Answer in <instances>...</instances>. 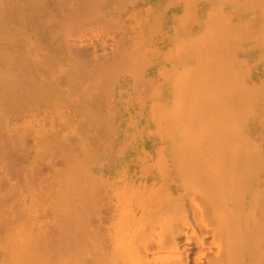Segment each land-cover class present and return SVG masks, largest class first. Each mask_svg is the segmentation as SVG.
I'll list each match as a JSON object with an SVG mask.
<instances>
[{
	"label": "bare ground",
	"instance_id": "bare-ground-1",
	"mask_svg": "<svg viewBox=\"0 0 264 264\" xmlns=\"http://www.w3.org/2000/svg\"><path fill=\"white\" fill-rule=\"evenodd\" d=\"M39 1L33 9L36 15L40 12L38 18L35 17L39 19H35L37 25H34L40 32L36 30L38 44L36 41L37 45L33 44L36 51H28L29 46L24 49L27 50L23 51L25 53L20 49L22 63L18 62L20 57L16 53L14 56L11 51L0 52V132L19 121L15 122L9 116L18 111L16 116H20L21 103L30 97L36 104L35 108L31 106L34 110L29 111L24 106V110L27 113L32 111L27 116L30 118L31 115L37 123L33 128H36L38 140L35 142V134L33 137L29 134L32 127L28 129L27 126L36 125L28 123L31 118L26 122L22 117L25 123L21 122L30 130L28 132L23 126L28 136L22 134L31 136L38 144L37 148L42 147L39 150L46 149L40 159L56 150L59 151L56 152L59 160L62 157V163H69L56 170L62 175L61 179L58 173L52 174L51 178L57 177L51 180L55 184H49L50 189L47 182L44 185L54 198L45 193L47 196L43 199L47 205L54 202L48 208L59 212L62 205L59 200L66 201V196L67 201L63 202L60 212H70L61 213L67 218L64 216L63 221L59 220L60 226L54 216L52 224L55 221L54 225L58 224L56 230L60 232H56L53 225L49 229L55 232L49 231L50 236L48 230L45 235L40 229L43 223L38 225L40 228L36 226L39 222L34 221V215V220L31 219L34 224L25 225L38 233L35 235L29 230V235L33 233L35 237H26L24 229L20 240L22 245H16L23 251L18 249L16 255L11 252L15 257L10 254L5 264H61L62 259L66 261V252L71 247L70 251L76 247L80 250L75 251L76 255L72 251L75 256L71 255L72 262L68 263L67 259L66 264L78 263L76 256L84 248L90 251L88 264H264V0H54L60 13H53L55 4L52 5V13H56V17L47 13L46 8V12L40 11L45 0L43 4ZM38 3L42 4L40 8ZM23 45L24 48L25 43ZM43 74H46V80ZM48 74L50 83L47 84L44 82L48 80ZM95 77L97 81L94 82ZM36 81L40 83L36 85ZM25 96L27 98L23 100ZM82 98L86 103H82ZM47 99L49 105L42 101ZM10 101L11 104L13 102L12 107H8L11 106ZM6 119L13 120V123L7 125ZM3 123H6L5 128L1 127ZM23 128L14 132L15 139L11 136L13 131L11 134L8 131L10 136L6 131L8 138L5 132L4 135L0 133V219L3 213L6 214V202H14L9 207L15 209L12 211L15 217L19 212V217L25 221L26 216L23 215L28 212L29 207L23 209L21 200L18 207L15 205L14 197L21 194L17 191L12 196L15 200H8L9 193L3 195L2 190L8 189L9 185L3 188L5 184H1L4 182L2 177L6 176L5 169L21 172L20 164L15 166L17 162L15 164L11 157L16 153L21 156L19 153L25 150L22 147L24 149L17 152L24 143L16 146L20 140L26 142L24 136L23 139L22 135H16L24 132ZM107 128L114 132V139L109 137L112 141L103 139L101 142V134L109 132ZM73 135L76 138L82 136V139L87 138L86 135L93 138L97 135L98 141L90 139L92 144L89 138L83 139L89 140L85 150L93 152L89 153L90 157L83 154L80 145L79 151L73 147L75 143L71 144L72 150L71 146L66 147L69 143L65 144L62 138L63 145H57L60 140L55 141L56 136H65L66 140L72 141ZM76 138L73 141H77ZM50 140H54L53 143ZM98 143L103 145L100 144L99 148ZM105 143L111 145L108 147ZM102 146L107 150H101ZM59 147L66 155H59ZM66 148L71 155L75 153L74 159ZM99 150L102 154L104 152V157L100 156ZM79 152L82 155H77ZM49 157L44 159L46 164L50 159H57ZM77 158L79 163L75 160ZM37 162L36 158V165ZM52 163L48 166H54ZM49 167L48 171H51L52 167ZM30 169L37 170L31 166ZM27 174L23 179H27ZM30 181L29 178L25 183L28 185ZM56 184L58 188L54 187ZM34 186L35 192L37 188ZM73 194L77 195V200ZM23 196L26 199L27 195ZM83 200H87L84 201L87 204H82ZM30 201L31 204L34 201L37 205L45 204L41 200L37 203V199L32 201V197ZM74 203L76 209L73 208ZM78 203L81 208H78ZM95 205L99 208L98 213ZM15 207L26 212L21 214ZM6 212L11 214V211ZM10 217L15 222V217ZM65 219H69L67 222L71 224L63 226ZM3 220L1 228L4 221L8 222ZM14 222H11L12 226ZM66 225L73 227L70 232L75 235L77 232L79 238L76 239L72 233L69 235L70 228ZM63 229H69L68 235L61 236V232L66 231ZM87 235L88 238L92 236V242H88L90 245ZM55 238L58 241L54 242ZM15 240L11 243H16ZM77 240L82 242L77 243ZM50 244L55 249L48 247ZM41 248H45V253L52 248L53 252L50 249L47 254L51 252L56 258L53 256V261H50L51 256L48 259L44 251L40 252ZM84 253L82 256L87 258ZM60 255L59 262L57 258ZM80 256L79 260L84 261L85 258Z\"/></svg>",
	"mask_w": 264,
	"mask_h": 264
},
{
	"label": "rangeland",
	"instance_id": "rangeland-1",
	"mask_svg": "<svg viewBox=\"0 0 264 264\" xmlns=\"http://www.w3.org/2000/svg\"><path fill=\"white\" fill-rule=\"evenodd\" d=\"M38 1H39V0H0V13H1V14H0V48H1V49H4V50H1V49H0V50H1L0 52H3V51H4L5 53H9V52L11 51L10 54H14V56H15V53H16V55L20 57V58H18V62L21 61V55H22V52H23V51H25V52H26L27 50L30 51V49H31L32 51H34V50L36 51V48L33 50V48H34V47H33V44H34V46L38 44L37 41H36V38H37V37H36V30L39 32V30H38L39 28H38V26L35 28L34 25H37V24H36L37 22L35 23V19L38 18L37 15H39L40 12L37 13V15H36V13H35L36 11L33 10V9L36 8V4H37ZM42 1H44V0H41V3H42ZM50 1H51L52 3H51ZM39 2H40V1H39ZM41 3H40V4L38 3V4H39V8H40V5L43 4V3H42V4H41ZM45 3H46L47 5H46ZM45 3H44V4L42 5V7H41L42 9H41V10L39 9L40 11L44 10V11L46 12V10H47V13L49 12V14H50V13H52V11H53V9H54L53 7H55V9L58 7V8L56 9L57 11L54 9L53 13H54V12H57V14H60V13H59V6H57V4L55 3L54 0H48V1L45 0ZM26 4H27V5H26ZM50 4H51V5H50ZM54 4H55V5H54ZM6 5H7V6H6ZM44 5L47 6V7H50V6H51V7H50L49 10H48V8H47V7H44ZM49 5H50V6H49ZM52 5H54V6L52 7ZM6 8H8V10H7ZM19 8H20V9H19ZM45 8H46V10H45ZM9 9H10V10H9ZM16 10H17V12H16ZM31 10H33L34 12L31 11ZM17 13H19V14H17ZM33 13H34V14H33ZM53 13H52V14H53ZM22 14H23V15H22ZM49 14H48V15H49ZM57 14L55 13V15H54V14H53V15L56 17ZM50 15H51V14H50ZM50 15H49V16H50ZM20 16H21V17H20ZM36 16H37V17H36ZM35 17H36V18H35ZM51 17H53V16H50V18H51ZM20 18H21V19H20ZM53 18H54V17H53ZM56 19H59V18H56ZM36 20H39V19H36ZM20 22H21V23H20ZM22 23H23V24H22ZM1 24H2V25H1ZM28 24H29V26H28ZM6 27H7V28H6ZM33 27H34L35 29H34ZM4 28H5V29H4ZM37 28H38V29H37ZM30 29H34V30H30ZM30 31H31V32H30ZM32 33H33V34H32ZM39 33H40V32H39ZM39 33H37V34H39ZM30 38H32L33 40L30 41ZM17 40H18V41H17ZM27 40H28V41H27ZM32 41H33V42L36 41L37 44H35V42L33 43ZM31 42H32V43H31ZM19 43H20V44H19ZM23 43H25V47H24V48L22 47ZM23 46H24V45H23ZM26 46H27V47L29 46V48H27V50H24V49H26ZM16 49H17V50H16ZM20 49H21L22 52H20ZM8 51H9V52H8ZM4 52H3V54H4ZM12 52H14V53H12ZM25 52H23V53H25ZM30 52H31V51H30ZM17 53H20V54H17ZM32 53H34V52H32ZM8 55H9V54H8ZM19 59H20V60H19ZM20 63H22V61H21ZM41 71H42V70H41ZM43 72H44V71H43ZM43 72H42V73H43ZM42 73L40 72V74H42ZM44 73H46V72H44ZM49 75H50V74H48V80L45 81L47 76H46V74H45V75L43 74L42 77H43V79H45V80H44L45 82L43 81L44 83H47L48 81H50V80H49V79H50V76H49ZM95 81H97V80H96V77L94 78V82H95ZM36 82H37L36 85H38V84L40 83V82H38V81H36ZM82 82H84V81L82 80ZM82 82H81V84H82ZM48 83H50V82H48ZM48 83H47V84H48ZM79 83H80V82H79ZM91 83H93V79H92V82H91ZM47 84H46V86L48 87ZM81 84H80V85H81ZM78 87H79V86H78ZM79 89H80V87H79ZM81 89H82V88H81ZM79 93H80V92H79ZM79 96H80V97H83L82 94H79ZM24 98H27V96L23 97L22 99L24 100ZM28 99H29V100H28ZM28 99H27V100H28V101H31L32 103L26 101V99H25L24 102L21 103V104H22V114H21L20 116H16V115L19 113V111H18L17 113H14V112H13V113H12V115L14 114L13 117H12V115H10L11 117L9 116V119H10V118H12V119L14 118V119H15V120H14L15 122L19 120L18 122L15 123V125L13 124L14 127H15L16 124L19 123V125H17L18 127H17V126L15 127V128H17V129H15V128L13 127V125H9V123L12 122L13 120H12V121H11V120H10V121H9V120L7 121V119H6L7 125H9V126H6V127L9 128V129H6V130L3 129V130L1 131V132L3 133V135H4V132L6 133V131H7L8 134H9V132H10V134H11L12 131H13V134H11V136H12V135L14 136V132L17 131V130H18V131L22 130V128H23V126H24V128H25L26 130H27V127H28V129H29V127H30V129H31V127H32V130H31L32 132L29 133V134H31L32 137H33L32 134H35V136H36L37 131H36V128H33V127H37V123H34V121H33L32 118H31V115H30V118H31V119L27 116V115H29L32 111H31L30 113H27V112H26V109L24 110V106H25V108H27L28 110H29V109L31 110V109L35 108V105H36V104H35V102H34L33 100L30 99V97H28ZM48 100H49V99H47V100H42V101H43V102L46 101L45 104L49 105V104H50V101H48ZM64 100H65V99H64ZM82 100H83V98H82ZM82 100H81V101H82ZM33 102H34V103H33ZM9 103L11 104V101H10ZM82 103H86V101L83 100ZM15 104H16V103H15ZM33 105H34V106H33ZM12 106H13V102H12L11 106L8 105V107H12ZM31 106H32L33 108H32ZM14 107H15V106H14ZM30 110H29V111H30ZM33 110H34V109H33ZM23 111H24V112H23ZM9 113H10V112H9ZM10 114H11V113H10ZM22 115H23V116H22ZM24 115H26L27 118L24 117ZM15 116H16V117H19V118H16ZM22 117L24 118V120H25L26 122H28V120L30 119V121L28 122L29 124L33 123V124H36V125H32V124H31L32 126L30 125V126H27V127H26L25 124H23V123H25V121L23 120ZM25 118H26L27 120H26ZM28 118H29V119H28ZM22 120H23V121H22ZM108 120H109V119H108ZM21 121H22L23 123H22ZM110 121H111V120H109L108 122L110 123ZM108 122H107V123H108ZM12 123H13V122H12ZM21 123H22L23 125H21ZM28 123H27L26 125H29ZM109 123H108V125H109ZM10 124H11V123H10ZM2 125H3V126H1V127L5 128L4 125H6V123H3ZM20 125H21L22 127H19ZM10 126L12 127L11 129H15V130H10ZM38 127H39V126H38ZM18 128H20V129H18ZM24 128H23V131L25 132L26 130H25ZM34 129H35V130H34ZM39 129H40V128H39ZM107 129L109 130V128H107ZM37 130H38V129H37ZM104 130H105V129H103V131H104ZM8 131H9V132H8ZM27 131L30 132V130H27ZM27 131H26V133H24V132H18V133H20V134H16V135H17V137H18V135H19V137H20V135H22L21 138H23V136H24L23 134H27V135H25V136H28V132H27ZM33 131H34V132H33ZM40 131H41V130H40ZM40 131H39V132H40ZM105 131H107V130H105ZM105 131H104V132H105ZM111 131H112V130H111ZM111 131L109 130V132H110L111 134H110L109 132H108V133L105 132V134L101 132V133H102L101 135L104 136V138H103V136H100V137H101V138H100V139H101V142L104 141L103 139H105V140L108 139L106 142L112 141V139H114V136H115V135L112 134V133H114V132H111ZM1 132H0V133H1ZM39 132H38V133H39ZM7 133H6V136H5V137L8 138ZM15 133H17V132H15ZM22 133H23V134H22ZM42 133H44V132L42 131ZM106 133H107V134H106ZM10 134H9V136H10ZM47 134H48V133H46V134H44V135H47ZM40 135H41V134H40ZM44 135H43V136H44ZM50 135H51V134H50ZM99 135H100V133H99ZM99 135H98V137H99ZM110 135H111V136H110ZM25 136H24V137H25ZM31 136H29V137H25L26 142H25V141H24V142H23V141L21 142V140H20V142L17 143V145H16V146H18V144H20V143H22V144L24 143V144H25V146H23L24 144H23V145H20L21 147L19 146V147H18L19 150H17V152H20V148H21V150L25 148L24 151H22V152L19 153V154L24 155L23 157H21L22 155H21V156H20V155L17 156V153L15 152L16 150H14V152H13L14 154H15V153H16V154H15L13 157H11L13 154L10 156L11 159L13 158V161L15 162V164H16V162H17V164H16L15 166H17V165L20 164V165H19V168H21L20 170H21L22 173L19 172V171H18L17 169H15V168H14L15 170L11 169V170H13V172L10 171V170L5 169L6 171L4 172V174H5L6 176H3L2 179H1V181H4V182H1V184H2V183L5 184V185L2 186L3 188H4V186H8V185H9V186H8V189H7V187H5V189L2 190V188H1V190H2V194H3V195H7V193H9V194H8V197L10 196V197L8 198V200H9V199H12V196H15V195H16V192L18 191L17 193H18V194H21V195H17L18 197L15 196L14 198H16V200H15V199H12V200H15V201H16V204H15V205H17V207H18L19 201L21 200L20 204H21V203L23 204V206L21 205L22 208L25 209V210H26V207H29V208H27V210H26V211H28V212H27V215H28V216H27V215H23V217L26 216L25 221L28 220V221L25 222L24 219H21V218L19 217V215H20L19 212L16 213V214H18V217L16 216L17 219H16L15 215L13 214L12 211H14L15 209L13 208L14 210H12V208L9 207V206L12 207V204H14V202H12V200H11L12 204H9V203H7V202H6L7 204L5 203V205L8 206V209H7V207L5 206L4 211H5L6 214H4V213L2 214V216H1L2 218L0 219V223H1V220H3V219H4V220L7 219L8 222H6V221L3 220L5 223H7V225H4V224H5V223H4L3 226H2V228L0 227V244H1V245H0V264H2V263L5 264V262L8 261L7 259L9 258L10 254L14 253V254L16 255V253H18L17 251H18V249L20 250V248H16V245H17V247L22 245L20 240L22 239V238H21V237H22L21 235L23 234V230H24V229H25V230H24V231H25L24 234H25L26 237H28V236H29V237H33V236H32V235H34L33 233H35V235H36V233H38V232H36L37 230L30 228L31 226L29 227V226L27 225V228H26V225H25L26 223L29 224V225H31V224H34V221H35V222L37 221V222H39V224H37V225H36V223H35V225H36L37 227H38V225L41 226V224L43 223L42 226H41V228H40V227H38V228L42 229L43 234L45 233V235H46V231H47V230H48L47 233H48L49 231H54V229H51V230H50L49 228H52V227H53V225L55 224V221L58 220L57 223H58L59 226H60L59 220H60V222H61V220H62V221L64 220V216L66 217V215H61V213L64 214V213H66V212L68 211V210H67V211L64 212V213H63V212H60L61 207H64V206H62V205H63V202L66 203V201H67L65 195H64V196H65V200H66V201H63V202H62L61 200H59V201L62 203L61 207L58 209L59 212L57 211V209H55V210H56V211H55L53 208H48V207L52 206L54 202L51 203L52 205L48 204V205H49V206H48L47 203H46V200L43 199V198H45V196H47V194H48L46 190H48V188H49V184H51V185H52V183L55 184V182H52V181H53V180L55 179V177H57V176H54V179H53V178H51L52 174H53V173H54V174H57V173H58L57 175H58L59 179H61V178H60V175H61V174H60L59 172H57V171L61 169V166H64V165L66 166V164H67L68 162L66 163V162L64 161L65 163L63 162V163H64V164H63V163H62V161H63V160H62V157H61V159L59 160V157H60V156L58 157V154L56 153V152H59V151H56V150H55V152L52 151V152L54 153V156H55V157H54V156H51L53 153L49 152V151H51V150H48V152L51 153V154L48 155L47 152H46V155L50 156L49 158H51V157H52V158H56V157H57V159H58V160H57V159H54V160L50 159L51 161L48 160L49 163H52V161H54V162L52 163V164H54V166L52 165V166H50V167H52V168H50V167L48 166L49 163L46 164V160H47L46 157H48V156H45V155H44V156H42V158L44 157L43 159H42V158H41V159L39 158V156L42 155V152L45 151L46 149L43 150V151L39 150L38 148H40L41 146L37 148L38 144H37V143H34L33 138H32ZM51 136H52V135H51ZM73 136H74V135H73ZM86 136H87V138H89V140H90V139H91V140H92V139L94 140V138H95L94 141L97 140V139H96L97 135H94V138H93V136H91V135H86ZM88 136H91L92 138H90V137H88ZM17 137H16V138H17ZM56 137H57V140H55V141H59V140L62 138V139L64 140V142H66L65 144L69 143V146H66V147H68V148L71 146V144H74V143H75L76 146L73 145V147H74L75 149L78 148V150L80 151V149H79V145H80V148L82 147L81 149H82V151H83V154L85 153L84 155H86V153L89 154V153L91 152V151H89V153H88V151L86 152V150H85V149L88 147V143H89V140H88V141H84V140L87 139L86 137H83V139L85 138V139L83 140V139H82V136H81V138H78V137L76 138V137L74 136V137H73V140H75L74 138H76V140H77L79 143H78L77 141H73V140H72V141H71V140H70V141H69V140H66L67 138L65 139V136H64V137H58V136H56ZM67 137H68V136H67ZM71 137H72V135H71ZM109 137H111L112 139L110 138V140H109ZM52 138H53V137H52ZM52 138H51V139H52ZM54 138H55V137H54ZM9 139H11V137H10ZM14 139H15V136H14ZM23 139H24V138H23ZM23 139H22V140H23ZM35 139L38 140L37 136L34 137V140H35ZM41 139H42V138H41ZM41 139H39V140L42 142ZM43 139L45 140V138H43ZM70 139H71V138H70ZM98 139H99V138H98ZM28 140H29L30 143L28 142ZM63 140H60L61 142H59V144H57V143H56V144L60 146V143H62ZM91 140H90V142H91ZM93 140H92V141H93ZM40 141H39V142H40ZM47 141H48V140H47ZM50 141H51V140H50ZM53 141H54V140H53ZM53 141H51V142L53 143ZM97 141H98V140H97ZM99 141H100V140H99ZM27 142L30 144L29 146H28V143H27ZM35 142H36V140H35ZM64 142H63V143H64ZM83 142H85L86 145H85V143H84V145H82ZM31 143H32V144H31ZM43 143H44V142H43ZM63 143H62L61 145H63ZM81 143H82V144H81ZM95 143H96V142H95ZM95 143H94V144H95ZM26 144H27V145H26ZM35 144H36V145H35ZM46 144H47V142H46ZM91 144H92V142H91ZM91 144H89V148H90V145H91ZM98 144H99V143H98ZM100 144L103 145V143H100ZM100 144H99V146H98V145H96V146H98V147L100 148V147H101ZM105 144H106V146H108L109 144L111 145V143H105ZM32 145H33V147H32ZM39 145H40V144H39ZM49 145H50V143H49ZM49 145H48V146H49ZM51 145H52V144H51ZM46 146H47V145H46ZM48 146H47V147H48ZM85 146H86V147H85ZM92 146H93V145H92ZM94 146H95V145H94ZM104 146H105V145H104ZM112 146H113V144H112ZM112 146H110V147H112ZM22 147H24V148H22ZM30 147H32V148H30ZM34 147H35V149H34ZM44 147H45V146H44ZM52 147H54V145H52ZM55 147H57V146L55 145ZM73 147L71 146V149H72V150H73ZM98 147H97V148H98ZM108 147H109V146H108ZM41 148H42V147H41ZM50 148H51V147H50ZM62 148H63V147H62ZM103 148L106 149L107 147H103V146H102L101 150H103ZM113 148H114V147H113ZM52 149L54 150V148H52ZM55 149H56V148H55ZM57 149L60 150L61 148L59 147V148H57ZM71 149H69V150H71ZM83 149H84L85 151H84ZM87 149H88V148H87ZM95 149H96V148H95ZM110 149H111V148H110ZM26 150H27V151H26ZM64 150H65V149H64ZM89 150H90V149H89ZM91 150H92V148H91ZM101 150H99V152H100ZM106 150H107V149H106ZM106 150H104V151L106 152ZM66 151H67V148H66ZM97 151H98V149H97ZM25 152H26V154H25ZM38 152H39L40 154H39ZM67 152H68V151H67ZM72 152H73V151H72ZM95 152H96V150H95ZM68 153H69V152H68ZM92 153H93V152H91V154H92ZM100 153H101L100 156L102 157L103 154H104V152H103V154H102V152H100ZM55 154H57V156H56ZM64 154L66 155L65 152L62 153L61 150H60V154H59V155L62 156V155H64ZM69 154H70V153H69ZM69 154H68V155H69ZM74 154H75L74 152H73V155L70 154V157L74 156ZM78 154H79V155H82L81 152L77 153V155H78ZM91 154H89L88 156L90 157ZM25 155H26V156H25ZM77 155H76V157H77ZM98 155H99V154H98ZM104 156H105V155H104ZM104 156H103V157H104ZM14 157H15V159H14ZM34 157H35V158H34ZM65 157H66V156H65ZM65 157H64V158H65ZM79 157H81V156H79ZM26 158H27V159H26ZM36 158H37V161L39 160V163H40V165H39V163L37 162V163H38V164H37L38 167H37V165H36V163H35ZM72 158H73V157H72ZM72 158H71V160H72ZM11 159H9V160H11ZM24 159H25V160H24ZM44 159H46V160H44ZM73 159H74V158H73ZM79 159H80V158H79ZM86 159H87V158H86ZM86 159H85V160H86ZM89 159H91V158H89ZM21 160H22V161H21ZM43 160H44V161H43ZM68 160H69V159H68ZM68 160H67V161H68ZM75 160H76V162L78 161V163L80 162V161L78 160V158L75 159ZM75 160H74V161H75ZM83 160H84V158H83ZM19 161H20V162H19ZM74 161H73V162L71 161V162L74 163ZM81 161H82V160H81ZM87 161H88V160H87ZM11 162H12V160H11ZM18 162H19V163H18ZM29 162H30V164H29ZM43 162H44V163H43ZM60 162H61V163H60ZM82 162H83V161H82ZM88 162H89V161H88ZM91 162H92V160H91ZM12 163H13V162H12ZM27 163H28L29 165H28ZM55 163H56L57 165H56ZM72 163H71V164H72ZM84 163H85V162H84ZM84 163H81V164H84ZM86 163H87V162H86ZM61 164H62V165H61ZM68 164H69V163H68ZM71 164H70V165H71ZM35 165H36V166H35ZM46 165L51 169V171H50V170L48 171V167H47ZM58 165H59V166H58ZM15 166H14V167H15ZM23 166H24V167H23ZM30 166H31V168L34 167V169L37 168V170H35V171H37V172H35L34 170H33V171H34V172H33V171L30 169ZM42 166H44V167L46 166V168H44V167H42ZM57 166H58V168H57ZM80 166H81V165H80ZM17 167H18V166H17ZM26 167H27V168H26ZM59 167H60V168H59ZM69 167H71V166H69ZM76 167H77V165H76ZM81 167H82V166H81ZM23 168H26V170H23ZM54 168H55V170H54ZM66 168H67V167H66ZM66 168H65V169H66ZM8 169H10V168H8ZM76 169H77V168H76ZM82 169H83V168H82ZM16 170L19 172V173L17 172L19 175L21 174L20 176L16 174ZM28 170H31L32 172H31V171H28ZM39 170H40V171H39ZM56 170H57V171H56ZM69 170H70V169H69ZM24 171H25L26 173H25ZM38 171H39V172H38ZM62 171H63V170H62ZM70 171H71V170H70ZM76 171H77V170H76ZM79 171H80V170H79ZM23 172H24V173H23ZM30 172H31V173H30ZM48 172H49V173H48ZM51 172H52V173H51ZM60 172H61V171H60ZM63 172H64V171H63ZM71 172H72V171H71ZM82 172H83V170H82ZM82 172H81V173H82ZM8 173H9V174H8ZM27 173H28V174H27ZM32 173H33V174H32ZM36 173H37V174H36ZM43 173H45V174L43 175ZM47 173H48V174H47ZM26 174H27V179H23V177H25ZM68 174H69V173H68ZM82 174H83V173H82ZM82 174H79V176L82 175ZM33 175H35V177H34ZM38 175H39V177H38ZM30 176H31V177H30ZM42 176H43V178L45 177V180H43ZM77 176H78V175H77ZM79 176H78V177H79ZM84 176H85V175H84ZM20 177H21L22 180L20 179ZM32 177H33V178H32ZM49 177H50V179H49ZM61 177H62V175H61ZM3 178H5V179H3ZM8 178H9V179H8ZM25 178H26V177H25ZM29 178L31 179L30 183H32V184L29 183V184L31 185V188H30V185H29V184L27 185V184L25 183V182H29ZM68 178H69V177H68ZM7 179H8V180H7ZM41 179H42V180H41ZM48 179H49V180H48ZM56 179H57V178H56ZM71 179H74V178H71ZM75 179H76V178H75ZM82 179H83V177H82ZM33 180H34V182H33ZM39 180H40L41 182H40ZM51 180H52V181H51ZM69 180H70V178H69ZM79 180H80V179H79ZM83 180H84V179H83ZM83 180H82V181H83ZM6 181H7V182H6ZM18 181H19V182H18ZM22 181H23V182H22ZM38 181H39V182H38ZM44 181H45V182H44ZM50 181H51V182H50ZM58 181H59V183H60L61 180H58ZM62 181H63V179H62ZM62 181H61V183H62ZM67 181H68V179H67ZM80 181H81V180H80ZM15 182H16V183H15ZM46 182H47L48 188H47L46 186H44V185L46 184ZM48 182H50V183H48ZM20 183H21L23 186H24V185H25V186L22 187V185H21ZM39 183H40V185H39ZM42 183H43V184H42ZM67 183H69V182H67ZM67 183H66V184H67ZM19 184H20L21 186H20ZM79 184H80V182H79ZM34 185H36V186H34ZM61 185H62V184H60V186H61ZM28 186H29V187H28ZM33 186L35 187V189L37 188V189L35 190V192H34V188H33ZM43 186H44L45 188H44ZM65 186H66V185H65ZM19 187H21V188H19ZM54 187H55V188H58V187H57V184L54 185ZM54 187L52 186L53 189H55ZM13 188H14L15 191L13 190ZM32 188H33V190H32ZM46 188H47V189H46ZM60 188H61V187H60ZM62 188H63V186H62ZM64 188H65V187H64ZM81 188H83V187H81ZM9 189H10V190H9ZM22 189H23V190H22ZM29 189L32 190L34 193H33V192H30ZM49 189H50V188H49ZM66 189H67V187H66ZM78 189H80V187H78ZM7 190H8V191H7ZM27 190H28V191H27ZM39 190H42V191H44V192L39 191ZM55 190H56V189H55ZM63 190H65V189H63ZM67 190H68V189H67ZM80 190H81V192H82V189H80ZM83 190H84V189H83ZM38 191H39V192H38ZM48 191H49V190H48ZM74 191L76 192V190H74ZM5 192H6V193H5ZM11 192H13V193H11ZM20 192H21V193H20ZM27 192H29V193H27ZM50 192H51V190H50ZM50 192H49V193H50ZM61 192H62V191H61ZM66 192L69 194L68 191H66ZM75 192H73V193H75ZM77 192H78V191H77ZM77 192H76V193H77ZM40 193H42L41 196H40ZM45 193H47V194H45ZM52 193H53V191H52ZM54 193H55V192H54ZM54 193H53V194H54ZM57 193H59V189H57ZM63 193H64V192H63ZM70 193H71V192H70ZM78 193H79V192H78ZM83 193H84V192H83ZM14 194H15V195H14ZM22 194H23V195H27L28 197L25 196V198H26V199L28 198V199H27V200L24 199V196H23ZM33 194H35V196H36V197L34 196L35 199H33ZM36 194H37V195H36ZM50 194H51V193H50ZM50 194H48V195L50 196ZM61 194H62V193H61ZM68 194H66V195H68ZM81 194H82V193H81ZM42 195H43V197H42ZM51 195H52V194H51ZM56 195H57V194H56ZM56 195H55V196H56ZM73 195H74L75 198H76L77 195H75V194H73ZM78 195H79V194H78ZM37 196H38L39 198H38ZM49 196H48V197H49ZM60 196H61V195H60ZM68 196H70V195H68ZM22 197H23V198H22ZM31 197H32V201L37 199V203H39L40 200H41V202L44 201V203L47 205V208H46V205H45V204H44V206L41 205V204H43V203H39L40 205H39V204H38V205L35 204V201L32 202V204H33V205H32V204L30 203V202H31V201H30ZM48 197H46V199H48ZM50 197H52V196H50ZM56 197H57V196H56ZM70 197L73 198V196H70ZM70 197H69V198H70ZM79 197H81V196H79ZM100 197H101V196H100ZM100 197L98 198V200H100ZM17 198H18V201H17ZM29 198H30V199H29ZM52 198H54V197H52ZM57 198H59V196H58ZM60 198H61V197H60ZM75 198H74V199H75ZM77 198H78V197H77ZM77 198H76V200H77ZM4 199H7V197L5 196ZM38 199H40V200H38ZM42 199H43V200H42ZM74 199H71V200L73 201ZM83 199H84V198H83ZM22 200H24L25 202H26V201L28 202V203L26 202V203H27L26 206H25L24 201H22ZM48 200H50V199H48ZM55 200H56V199H55ZM55 200H52V201H55ZM57 200H58V199H57ZM63 200H64V198H63ZM76 200H75V202H77ZM79 200H80V199H79ZM79 200H78V201H79ZM98 200H96V202H97V203H100V202H98ZM5 201H6V200H5ZM52 201H51V202H52ZM68 201H70V200H68ZM84 201H85V200H83V202H84ZM86 201H87V200H86ZM86 201H85V202H86ZM9 202H10V201H9ZM17 202H18V203H17ZM60 202H59V203H60ZM73 202H74V201H73ZM73 202H72V203H73ZM80 202H82V201H80ZM85 202L82 203V204H87V203H85ZM48 203H49V202H48ZM97 203H96V205L99 206V204H97ZM57 204H58V203H57ZM67 204H68V202H67ZM67 204H65V205H67ZM69 204L71 205V203H69ZM35 205H37V206H35ZM54 205H55V204H54ZM70 205H69V206H70ZM96 205H95V206H96ZM13 206H14V205H13ZM19 206H20V205H19ZM21 206H20V207H21ZM33 206H34V207H33ZM42 206H43V209H41ZM56 206H57V205H56ZM59 206H60V204H59ZM67 206H68V205H67ZM73 206H74V207H73ZM73 206H70V207H73V208L76 209V205H75V203H74ZM77 206H78V208H79L80 203H78ZM83 206H84V205H83ZM40 207H41V208H40ZM86 207H87V206H86ZM9 208H10V210H9ZM15 208H16V207H15ZM36 208H38L39 211H38V209H36ZM54 208H55V207H54ZM78 208H77V209H78ZM80 208H81V206H80ZM95 208H97V206L94 207V209H95ZM16 209H17V208H16ZM19 209H20V208H19ZM19 209H17V210H19ZM31 209H32L33 211H35V210H37V211L32 212V211H30ZM34 209H35V210H34ZM47 209H50V210H47ZM51 209L54 210V211L56 212V214H60L61 216H60V215H58V216L55 215V214H54L55 212H53ZM65 209H66V208H65ZM100 209H101V207H100ZM6 210H8L9 212L11 211V214L8 213V212H6ZM17 210H16V212H17ZM44 210H45L46 212H45ZM63 210H64V209H63ZM70 210H71V209H70ZM81 210H82V209H81ZM87 210H88V209H86V212L88 213ZM95 210H96V209H95ZM26 211H23V210L20 209L21 214H23V212L25 213ZM61 211H62V210H61ZM64 211H65V210H64ZM76 211H77V210H76ZM89 211H90V210H89ZM100 211H102V209H101ZM14 212H15V211H14ZM29 212H31V213H29ZM39 212H41L40 214H41L42 216L39 214ZM42 212H43V213L45 212V213L43 214ZM47 212H48V213H47ZM51 212H52V213H51ZM57 212H58V213H57ZM69 212H70V211H68L67 213H69ZM72 212H74L73 209H72ZM77 212H80V211L78 210ZM77 212H76V213H77ZM81 212H82V211H81ZM83 212H84V211H83ZM86 212H85V213H86ZM98 212H99V208H97V212H96V213H98ZM49 213H50V214H49ZM87 213H86V214H87ZM8 214H9V215H8ZM32 214H33V215H32ZM37 214L39 215V219H40V220L38 219V215H37ZM45 214H46V215H45ZM47 214H48V215H47ZM82 214H83V213H82ZM6 215H7V216H6ZM10 215L13 216V217H15V218H13V220L15 219V222L12 221V218L10 217ZM30 215H31L32 217H31ZM34 215L36 216V218H35ZM49 215H50V216H49ZM51 215L53 216V219H52ZM78 215H81V214H78ZM29 216H30V218H28ZM40 216H41L43 222L41 221ZM45 216H46L47 218H46ZM54 216H56V220L54 221V224H52V221H53L54 218H55ZM59 216H60V217H59ZM62 216H63V217H62ZM81 216H82V215H81ZM83 216H84V215H83ZM6 217H8V218H6ZM21 217H22V215H21ZM49 217H50L51 219H50ZM34 218H35L36 220H34ZM57 218H58V219H57ZM59 218H63V219H59ZM66 218H67V217H66ZM81 218H83V217H81ZM81 218H80V220H81ZM86 218H87V217H86ZM31 219H33L34 221L31 220ZM47 219H48V220H47ZM87 219H88V218H87ZM10 220H11V221H10ZM16 220H17V221H16ZM29 220H30V221H29ZM38 220H39V221H38ZM45 220H46V221H45ZM65 220H66V221L63 222V226L65 225V223H69V224H71V222H67V220L69 221V219H65ZM82 220H83V219H82ZM9 221H10V223H9ZM84 221H85V220H84ZM11 222H14V224L12 223L13 226L11 225ZM44 222H45L46 224L48 223L49 226L46 225V224H44ZM85 222H87V221H85ZM23 223H24V224H23ZM49 223H50L51 225H50ZM57 223H56L57 226L54 225V226H55L54 228H55V231H56V232L59 231L58 229L56 230V228L58 227V224H57ZM78 223L81 224V222H78ZM8 224H9V226H8ZM61 224H62V223H61ZM87 224H88V223H87ZM87 224H84V225L88 226ZM23 225H25V226H23ZM43 225H44V226H43ZM81 225H82V224H81ZM22 226H23V227H22ZM63 226H62V228H63ZM66 226H68V228H70V230L68 229V230H69V232H68V230H66L67 228H66V229H63V230H66V231L61 232V233H63L61 236H63L64 234H67V232L69 233V235H70V233H72L71 235H74V236L77 235V232H75V231H74V232L76 233V235H75L73 232H70L71 230H72V231L74 230L73 227H71V226H69V225H66ZM66 226H65V227H66ZM16 227H17V229H16ZM32 227L35 228L33 225H32ZM65 227H64V228H65ZM80 227H81V226H80ZM80 227H79V228H80ZM3 228H4V229H3ZM14 228H15V229H14ZM28 228H29V229H28ZM38 228H36V229H38ZM71 228H73V229H71ZM79 228H78V229H79ZM83 228H84V227H83ZM20 229H21V230H20ZM40 229H39V233H40ZM80 229H81V228H80ZM86 229H87V228H86ZM5 230H6V231H5ZM17 230H18V231H17ZM29 230H32V231H33V233H32V231H31V233H32L31 235H29V233H30V232H28ZM34 230H35V231H34ZM44 230H45V231H44ZM75 230H76V227H75ZM7 231H8V232H7ZM10 231H12V232H10ZM16 231H17V233H16ZM26 231H27V232H26ZM55 231H54V232H55ZM76 231H78V230H76ZM79 231H81V230H79ZM85 231H86V230H84V232H85ZM54 232H53V234H55ZM59 232H60V231H59ZM59 232H58V234L60 235L61 233H59ZM65 232H66V233H65ZM82 232H83V231H82ZM88 232L91 233V228H89ZM88 232H86V233H88ZM51 233H52V232H51ZM78 233H80V232H78ZM13 234H14V235H13ZM82 234H84V233H82ZM35 235H34V237H35ZM56 235H57V234H56ZM56 235H55V237H56ZM59 235H57V237H58ZM67 235H68V234H67ZM78 235H81V233L78 234ZM88 235H89V233H88ZM88 235L86 236V237H87V239H86V240H87V243H88V242L91 243V242H92V239H91L92 236H89V238H88ZM5 236H6V237H5ZM13 236H14V238H13ZM47 236H48V235H47ZM49 236H50V232H49ZM53 236H54V235H53ZM64 236H65V235H64ZM74 236H73V237H74ZM82 236H83V235H82ZM84 236H85V235H84ZM8 237H9V238H8ZM17 237H18L19 239L15 240V238H17ZM11 238H12L13 240H12ZM48 238L51 239V237H48ZM62 238H63V237H62ZM71 238H72V236H71ZM77 238H79V237L76 236V239H77ZM27 239H28V238H27ZM58 239H61V237L58 238ZM73 239L75 240V238H73ZM9 240H10V242H9ZM14 240H15V242H16L17 244H16V243H13V244L11 243V241L14 242ZM23 240H24V235H23ZM55 240H56V238L53 239L54 242H55ZM90 240H91V241H90ZM2 241H3V242H2ZM7 241H8L9 244H10V243H11V244L9 245V244L7 243ZM18 241H20V242H18ZM50 241H51V240H50ZM56 241H58V240H56ZM83 241H84V240H83ZM22 242H23V241H22ZM26 242H27V240H26ZM26 242H25V243H26ZM75 242H76V240H75ZM78 242H82V241H81V240H80V241L77 240V243H78ZM84 242H85V241H84ZM23 243H24V242H23ZM50 243H51V242H50ZM77 243H76V246H77ZM87 243H86V244H87ZM89 243H88V244H89ZM14 244H15V245H14ZM3 245H4V246H3ZM81 245H82V244H81ZM81 245H80V247H82V248L86 247V246H84V245H83L84 247L81 246ZM89 245H90V244H89ZM7 246H8V247H7ZM9 246H10L11 250H10ZM11 246H13V247H11ZM42 246H43V245H42ZM46 246H48V245H46ZM71 246H72V245H71ZM87 246H88V245H87ZM3 247H4V248H3ZM23 247H24V246H23ZM25 247H26V246H25ZM44 247H45V245H44ZM48 247H52V245L50 244ZM48 247H46V248L48 249ZM74 247H75V246H73V248H74ZM13 248H14V249L16 248V249L13 250ZM52 248H53V247H52ZM52 248H50V249H52ZM2 249H3V250H2ZM8 249H9V252H10V253L8 252ZM41 249H42V248H41ZM41 249H40V252H41V251L43 252V251L45 250V248H43L42 250H41ZM50 249H49L48 251H50ZM53 249H55V248H53ZM53 249H52V252H53ZM70 249H72V247L69 248V252H68V251L66 252L67 255H66V253H64V255H63V258H64L65 255L67 256V259H68V261H69L68 263L72 262V261H70V260H72L73 256L76 255V252H75V251H76L77 249L80 250L79 247H78V248L76 247V250H74V249H75V248H74L73 250L70 251ZM84 249L86 250V248H84ZM24 250H25V252L27 251L26 249H24ZM78 250H77V251H78ZM85 250H84V251H85ZM2 251H3V252H2ZM14 251H15V252H14ZM20 251H23V249L21 248ZM46 251H47V250H46ZM48 251H47V253H48ZM72 251L75 252V255H74V253L72 254ZM82 251H83V250H82ZM82 251H81L80 253H79V252H77V253H79V255H81V256H80V257H82L81 259H84L85 257L82 256V255H83L82 253H84V251H83V252H82ZM86 251H87V254H85V253H84V254H85V256H86L87 258H85L84 261H83V260L80 261V260H79V257H78L79 255L77 254L78 256H76V257L78 258V263L82 264L81 262H84L83 264H85V263L88 264V261L90 260V259H89V258H90V255H89L90 251H89V249H87ZM11 252H12V253H11ZM56 252H58V251H56ZM56 252H55V253H56ZM1 253H2V256H1ZM19 253H20V252H19ZM23 253H24V252H23ZM43 253H45V251H44ZM43 253H41V254H43ZM47 253H45V254H47ZM14 254H12V255L14 256ZM21 254H22V252H21ZM24 254H25V253H24ZM59 254H60V252H59ZM59 254H58V255H59ZM43 255H44V254H43ZM71 255H73V256H71ZM17 256H20V255L18 254ZM44 256H46V255H44ZM49 256H51L50 261H53L52 258H53V256H54V254H52L51 252H49V254H47V258H48ZM60 256H61V255H60ZM60 256H59V258H57L58 261L62 258V256H61V257H60ZM66 256H65V258H66ZM68 256H69V258H68ZM88 256H89V258H88ZM2 257H4L5 259L2 258ZM14 257H15V256H14ZM54 257L56 258V256H54ZM76 257H74V259H75ZM83 257H84V258H83ZM17 258H18V257H17ZM49 258H50V257H49ZM49 258H48V259H49ZM65 258H64V259H65ZM9 259H10V258H9ZM67 259H66V261L62 259V261L60 260L61 262H60V261H59V262H60L61 264H66ZM74 259H73V262H75ZM97 259H98V257H97ZM55 260H56V259H55ZM75 260H76V259H75ZM2 261H4V262H2ZM50 261H49V262H50ZM1 262H2V263H1ZM54 262L57 263V261H54ZM59 262H58V263H59ZM62 262H64V263H62ZM68 263H67V264H68ZM78 263H77V261H76V264H78Z\"/></svg>",
	"mask_w": 264,
	"mask_h": 264
}]
</instances>
